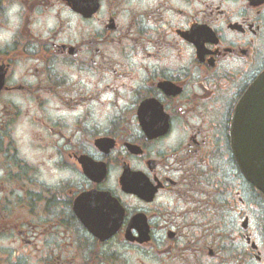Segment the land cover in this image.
<instances>
[{
    "label": "flooded vegetation",
    "instance_id": "af4514ba",
    "mask_svg": "<svg viewBox=\"0 0 264 264\" xmlns=\"http://www.w3.org/2000/svg\"><path fill=\"white\" fill-rule=\"evenodd\" d=\"M262 73L264 0H0V264H264Z\"/></svg>",
    "mask_w": 264,
    "mask_h": 264
},
{
    "label": "water",
    "instance_id": "95a60500",
    "mask_svg": "<svg viewBox=\"0 0 264 264\" xmlns=\"http://www.w3.org/2000/svg\"><path fill=\"white\" fill-rule=\"evenodd\" d=\"M234 135L239 162L245 166L248 178L264 193V74L239 104Z\"/></svg>",
    "mask_w": 264,
    "mask_h": 264
},
{
    "label": "clouds",
    "instance_id": "9594fccd",
    "mask_svg": "<svg viewBox=\"0 0 264 264\" xmlns=\"http://www.w3.org/2000/svg\"><path fill=\"white\" fill-rule=\"evenodd\" d=\"M15 12H16V8L12 7L11 12L9 13V15H11L12 13H15Z\"/></svg>",
    "mask_w": 264,
    "mask_h": 264
}]
</instances>
